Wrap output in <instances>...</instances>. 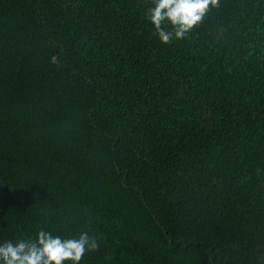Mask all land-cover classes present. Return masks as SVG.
<instances>
[{
	"label": "trees",
	"instance_id": "1",
	"mask_svg": "<svg viewBox=\"0 0 264 264\" xmlns=\"http://www.w3.org/2000/svg\"><path fill=\"white\" fill-rule=\"evenodd\" d=\"M152 6L0 0V244L86 231L80 264H264V0L171 44Z\"/></svg>",
	"mask_w": 264,
	"mask_h": 264
},
{
	"label": "clouds",
	"instance_id": "2",
	"mask_svg": "<svg viewBox=\"0 0 264 264\" xmlns=\"http://www.w3.org/2000/svg\"><path fill=\"white\" fill-rule=\"evenodd\" d=\"M147 18L164 44L183 40L201 24L219 0H152ZM99 248L88 232L77 237H62L40 230L34 238L9 240L0 244V264H80L85 254Z\"/></svg>",
	"mask_w": 264,
	"mask_h": 264
}]
</instances>
